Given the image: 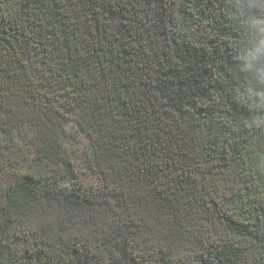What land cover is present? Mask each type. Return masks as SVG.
I'll return each instance as SVG.
<instances>
[{
  "label": "trees",
  "instance_id": "16d2710c",
  "mask_svg": "<svg viewBox=\"0 0 264 264\" xmlns=\"http://www.w3.org/2000/svg\"><path fill=\"white\" fill-rule=\"evenodd\" d=\"M0 264H264V0H0Z\"/></svg>",
  "mask_w": 264,
  "mask_h": 264
},
{
  "label": "rangeland",
  "instance_id": "374dc122",
  "mask_svg": "<svg viewBox=\"0 0 264 264\" xmlns=\"http://www.w3.org/2000/svg\"><path fill=\"white\" fill-rule=\"evenodd\" d=\"M67 119L65 141L66 146L71 153L72 160L88 183L101 187L102 180L100 175L88 164L90 140L78 124L77 112L71 111L67 113ZM18 134L24 146L28 150L31 149V127L27 124H22L18 129Z\"/></svg>",
  "mask_w": 264,
  "mask_h": 264
}]
</instances>
